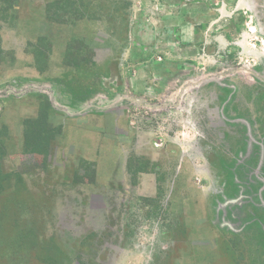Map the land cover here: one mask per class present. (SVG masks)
Returning <instances> with one entry per match:
<instances>
[{
  "label": "rangeland",
  "instance_id": "374dc122",
  "mask_svg": "<svg viewBox=\"0 0 264 264\" xmlns=\"http://www.w3.org/2000/svg\"><path fill=\"white\" fill-rule=\"evenodd\" d=\"M15 2L0 264H264V0Z\"/></svg>",
  "mask_w": 264,
  "mask_h": 264
},
{
  "label": "trees",
  "instance_id": "16d2710c",
  "mask_svg": "<svg viewBox=\"0 0 264 264\" xmlns=\"http://www.w3.org/2000/svg\"><path fill=\"white\" fill-rule=\"evenodd\" d=\"M16 0H0V17L2 20L8 21L11 18L9 12L14 13L16 8ZM36 63L39 69L42 70L41 66V56L43 55L42 51L36 54ZM4 61L3 50L0 47V63ZM47 103H44L41 113L38 116V119L34 121H26V130H25V152H35V153H44L47 151V146L49 145V139L51 138V129L48 127L46 122V113H47ZM7 127L0 128V196L1 194L9 188L5 185V182L10 181L13 176L12 172L5 170L3 165L4 158L8 155L7 146L5 143V138L7 135ZM22 173L18 177L20 185L23 184V178L21 177Z\"/></svg>",
  "mask_w": 264,
  "mask_h": 264
}]
</instances>
